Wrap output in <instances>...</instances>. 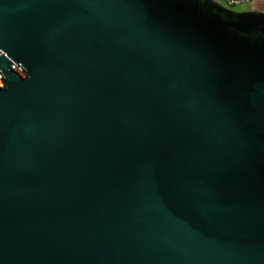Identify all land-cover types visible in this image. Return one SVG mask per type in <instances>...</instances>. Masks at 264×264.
<instances>
[{
  "label": "water",
  "instance_id": "water-1",
  "mask_svg": "<svg viewBox=\"0 0 264 264\" xmlns=\"http://www.w3.org/2000/svg\"><path fill=\"white\" fill-rule=\"evenodd\" d=\"M0 264H264V13L0 0Z\"/></svg>",
  "mask_w": 264,
  "mask_h": 264
},
{
  "label": "crops",
  "instance_id": "crops-1",
  "mask_svg": "<svg viewBox=\"0 0 264 264\" xmlns=\"http://www.w3.org/2000/svg\"><path fill=\"white\" fill-rule=\"evenodd\" d=\"M213 1L226 7L225 4H221L222 3L221 1L223 0H213ZM243 11H256V12L264 13V0H253V1L251 0L249 2L248 7Z\"/></svg>",
  "mask_w": 264,
  "mask_h": 264
},
{
  "label": "rangeland",
  "instance_id": "rangeland-1",
  "mask_svg": "<svg viewBox=\"0 0 264 264\" xmlns=\"http://www.w3.org/2000/svg\"><path fill=\"white\" fill-rule=\"evenodd\" d=\"M253 1V0H252ZM222 3L221 4H225V2H224V0L223 1H221ZM248 5H249V3L248 4H236V5H233V6H227L226 4H225V6L228 8V9H230V10H232V11H243V10H245L247 7H248Z\"/></svg>",
  "mask_w": 264,
  "mask_h": 264
},
{
  "label": "built area",
  "instance_id": "built-area-1",
  "mask_svg": "<svg viewBox=\"0 0 264 264\" xmlns=\"http://www.w3.org/2000/svg\"><path fill=\"white\" fill-rule=\"evenodd\" d=\"M251 0H224L227 6H233L236 4H248Z\"/></svg>",
  "mask_w": 264,
  "mask_h": 264
}]
</instances>
